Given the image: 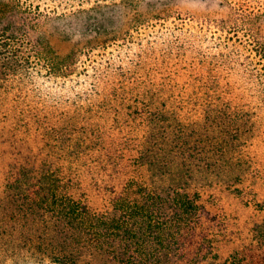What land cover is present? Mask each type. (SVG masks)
Masks as SVG:
<instances>
[{"label": "rangeland", "instance_id": "374dc122", "mask_svg": "<svg viewBox=\"0 0 264 264\" xmlns=\"http://www.w3.org/2000/svg\"><path fill=\"white\" fill-rule=\"evenodd\" d=\"M140 1L131 0L135 5ZM161 2L154 9H165L173 17L217 20L229 15L222 0ZM83 7L90 6L71 9ZM146 7L130 8V17L137 16L129 30L133 37L127 39L132 44L119 39L90 49L92 42L100 44L107 34L122 38L120 32L131 24L122 6L100 8L115 14L103 21L83 16L72 24L49 25L48 38L57 56L63 59L76 52L72 71L60 77L37 65L26 79L0 83V110L10 118L8 128L18 129L16 137L0 142V220L12 216L23 225L0 223V254L2 246L22 252L21 247L28 245L25 238L39 234L32 219L23 218V201H13L16 193L8 189L9 181L24 169L33 173L23 178V186L29 188L44 168L63 167L74 176L73 189L94 210L113 211L112 191H121L122 178L114 158L101 157L105 151L98 147L99 140L106 138L125 148V156L138 158L144 151L147 163L142 170L136 167L139 183L159 191L173 188L201 195L220 222L214 227L213 222L205 223L218 240L212 244L217 257L201 264H241L249 259L264 264V89L244 73L226 76L232 75V65L223 67V72L213 71L209 60L201 64V54L153 61L156 56L147 53L141 40L149 24L142 22ZM87 20H93L89 27ZM99 21L108 23L107 32L95 37ZM243 50L251 53L246 47ZM99 68L104 71L96 78ZM37 93L43 94L40 102ZM43 97L79 100L76 106L68 104L72 111L61 121L46 113L49 100ZM52 128L64 131L59 132L58 141ZM14 227L18 242L12 239L6 246L11 237L2 231L11 232ZM9 262L0 257V264Z\"/></svg>", "mask_w": 264, "mask_h": 264}, {"label": "trees", "instance_id": "16d2710c", "mask_svg": "<svg viewBox=\"0 0 264 264\" xmlns=\"http://www.w3.org/2000/svg\"><path fill=\"white\" fill-rule=\"evenodd\" d=\"M159 3L163 2L141 0L135 5L131 0H122L120 4L114 0H0V83L8 78L13 81H16V77L26 79V75L31 74L30 71L37 65L55 76L60 74V77H66L72 71L76 52L60 59L50 45L47 33L49 25L72 24L73 19L83 16H94V21L89 20L90 23L100 18L103 21L106 15L110 18L115 14L111 11L105 13L103 10L106 8H100L111 5L125 8L124 16L131 24L120 32L122 38H109L107 34L100 44L91 43L90 49L93 50L114 40L129 42L127 39L133 37L129 31L132 20L137 18L134 14L130 17L129 12L133 10L130 8L145 5L147 13L142 22L149 24L141 40L147 45V53L156 56L153 61H159L157 57L173 61L174 56L201 54V64L209 60L213 71L223 72V67L232 65V75L226 76L234 78L235 74L244 73L256 79L258 87L264 89V2L222 0L229 8V15L217 20L186 18L180 14L169 16L170 13H164L167 11L165 9H154V5ZM84 5L90 7L71 9ZM171 17L173 20H170ZM89 22H85L86 27H89ZM107 24L99 21L95 29L98 36L95 37L107 32ZM243 47L251 50V53L246 54ZM125 48L130 49V45ZM99 69L96 78L104 71V68ZM42 96V93L36 94L39 102ZM45 98L49 100L45 102L46 113L59 117L61 121L72 111L68 104L76 106V100H79ZM0 103L3 104L1 99ZM9 119L7 112L5 115L0 110V142L17 135V128H8ZM57 128L51 130L56 133L58 141L59 132L63 135L64 131ZM45 135L42 139H45ZM99 143L98 147L105 151L101 157L106 160L110 158L111 161L114 158L113 165L117 166V174L122 178L121 191H112L113 211L94 210L87 199L73 189L74 176L70 177L63 167L44 168L29 188L23 186V178L28 179L32 171L24 169L9 181L8 189H14L16 193L12 195L13 201H23V218L29 216L34 226L38 227L39 234L25 238L28 243H24L28 245L21 247L22 252L2 246L1 259L9 260L10 264H201L204 260L216 259L212 244L218 240L214 233L206 230L208 227L205 223L213 222L214 227L220 222L203 202L201 195L173 188L159 191L139 183L137 168L140 166L142 170L147 163L142 155L144 151L139 152L141 155L138 158L129 156L130 153L125 156L127 151L125 153V148L115 141L112 143V140L100 138ZM8 221L23 228L21 222L12 216L10 220L2 218L0 223L4 225ZM16 230L14 227L11 232L2 231L11 237L10 242L6 240V246L11 245L12 239L17 240ZM3 239H6L5 236ZM17 242L14 241V244ZM241 264L255 263L249 259Z\"/></svg>", "mask_w": 264, "mask_h": 264}]
</instances>
